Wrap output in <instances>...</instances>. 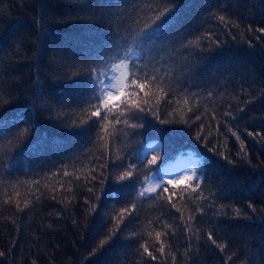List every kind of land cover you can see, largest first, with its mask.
<instances>
[{
    "label": "trees",
    "instance_id": "obj_1",
    "mask_svg": "<svg viewBox=\"0 0 264 264\" xmlns=\"http://www.w3.org/2000/svg\"><path fill=\"white\" fill-rule=\"evenodd\" d=\"M102 2L112 7H105L100 16ZM83 3L96 10L91 20V13L81 10L80 0L74 7L69 0H0V97L9 101L0 109V119L23 114L7 126L0 145L19 129L36 125L23 143L11 150L17 158L15 169L0 172V252L4 253L0 264H173V257L175 264H264V140L247 135L264 136V33L255 31L264 28V0H179L180 18L166 33L175 41L171 48L177 51L171 53L172 59L166 51L161 55L170 66L182 67L185 57L192 62L191 83L183 79L182 87L197 94V103L193 105L190 99L192 112L181 104L180 112L173 114L179 96L169 93L160 102L159 114L161 119L183 118L189 125L160 124L155 116L141 113L144 119L132 121L141 127L124 128L112 142L105 134L99 143L96 129L85 138L77 135L80 129L64 126L75 118L73 110L78 111L87 99L80 89L69 95L72 81L66 77L75 71L70 65L91 64L106 39L118 38L117 16L125 12L136 16L132 5H143L146 0ZM219 15L228 23L215 18ZM196 37H202L199 49L181 47ZM177 75L173 69V77ZM37 76L39 86L34 84ZM74 79L86 82L87 75ZM40 88L44 97L37 100ZM113 96L116 102L122 99L116 91ZM143 96L139 92V97ZM45 103L53 110L44 109ZM56 110L68 113L62 117L63 124L55 119ZM225 112L233 116H225ZM41 138L46 142L36 146ZM241 141L246 157L241 153ZM125 143L131 145L125 151L127 156L141 145L157 146L147 152L144 162L156 157L152 176L182 157L210 161L204 165L200 188L192 191L197 181L188 179L192 171L187 170L178 181H161L166 192L158 188L152 196L138 198L139 183L131 188L122 186L143 177L134 174L119 180L123 170L113 169L110 159ZM104 163H108L104 170L107 180L101 184L99 172ZM62 167L71 175L64 176ZM89 172L97 178L91 179ZM37 180L39 185L32 184ZM13 184L15 190L10 187ZM110 190L116 195L106 199L104 193ZM201 191L207 200L197 199ZM174 192L171 203L181 208L187 205L185 218L195 215L191 231L180 226L181 213L168 201ZM8 197L10 202L4 203ZM26 200L30 201L27 207ZM91 205L95 211H90ZM198 207L203 213L196 211ZM157 231L168 233L160 238L165 243L164 255L155 251L160 246ZM208 232L217 244L226 245L223 252L207 239ZM142 244L156 260L142 255Z\"/></svg>",
    "mask_w": 264,
    "mask_h": 264
},
{
    "label": "snow or ice",
    "instance_id": "obj_2",
    "mask_svg": "<svg viewBox=\"0 0 264 264\" xmlns=\"http://www.w3.org/2000/svg\"><path fill=\"white\" fill-rule=\"evenodd\" d=\"M77 0H69L70 6H76ZM81 10L91 13L89 19L91 20L94 16L97 15L96 10L88 3H83V0H80ZM111 8L112 6L104 5L100 9V16L105 14L104 8ZM134 11L137 13L136 16H129L126 12L123 15L116 17V34L110 40L106 39L105 42L101 45L100 50L97 51L96 55L92 58V63L88 65H75L72 64L70 67L74 68L75 71H72L67 75V79L71 80L72 83L68 86L69 95L76 94V90L80 89L82 92L87 93L86 101L82 102L83 106L77 111L73 110L72 115L75 117L69 123L65 124L66 127H72L80 129V132L77 135L88 138L90 137L93 129H96V142L99 143L104 140L105 134L108 136L109 142H112L115 136L118 133H122L124 128L136 129L142 125L132 123L133 120H142L145 117L141 116V113L151 114L155 116L156 120L160 124H172V123H184L189 125V121L181 118L180 120L172 119H161L159 114V106L162 99L167 97L169 93H172L173 96H179V99L175 100L177 107L173 108V114L180 112V105L187 106L186 110L188 112L193 111L192 106L189 105V100L193 101V105L197 103L195 97L196 93H188L187 89L182 87L183 79H189V73L191 72L192 62L185 57L182 61V67H177L175 64L168 65L166 63L165 56L161 55L162 52L169 53L168 59H172L171 53L177 51V49L171 48V44H174L175 41L169 39L166 36L170 27L174 25L181 15V7L179 0H146V3L143 5H132ZM112 16L115 15L111 12L107 13ZM78 19H83V17H77ZM216 19L221 22L228 23L227 18L223 15L215 16ZM127 25V27H125ZM121 29L123 31L121 32ZM43 31V29H41ZM258 33H264V28H257L255 30ZM259 38V37H257ZM39 39V38H38ZM202 37H196L195 40H189L187 43L181 45L182 48L187 50L189 47L195 46L200 48V41ZM221 42L216 41V44L219 46ZM203 50V49H200ZM143 60V63L140 61ZM165 61V63H161ZM67 65V61L64 62ZM163 69V71H162ZM173 69L179 73L176 77H173ZM82 74L87 75V81L82 82L81 80L74 79V77L81 76ZM189 82L191 83L190 79ZM39 77L37 76L34 84L39 86ZM124 89H128L127 92ZM145 89H148L145 91ZM116 91L120 94L122 99L119 102H116L113 96V92ZM139 92H143L144 96L139 97ZM63 94V92H61ZM208 95L211 96L212 93L209 91ZM44 97L43 88L39 89L36 99L41 100ZM138 97V98H136ZM173 103L172 100L168 101ZM9 101L0 97V109H2ZM32 107V106H27ZM48 111H52L51 106L45 103L42 106ZM57 115L56 120L64 123L62 117L68 115V113L56 110ZM243 111V109H240ZM22 113H17L11 120L7 118L0 119V137L3 136L4 131L7 129L9 124H15L18 120L22 119ZM225 116H233L231 112H225ZM95 118V119H93ZM201 117L196 116V119L199 120ZM215 118V116H213ZM235 117H233L234 119ZM25 123H29L25 121ZM116 125H123V128H117ZM36 126L34 123H31L29 127L19 129L11 138L4 141V145H0V172L10 173L14 170L17 164V158L11 155V150L18 148L21 143L32 133L33 127ZM112 129L109 131V129ZM203 130V125L201 126V131ZM164 132L170 131V129H162ZM231 131V129H229ZM210 134V133H209ZM127 135V133H124ZM233 136H236V139L239 140V136L235 132H232ZM248 136L259 138L264 140V136H260L259 133L253 134L252 132L247 133ZM200 133H197V139H200ZM206 139V137H205ZM46 142V138H41L37 141V145H43ZM6 145V146H5ZM35 147V146H33ZM129 143H125L122 149H116L115 154L110 157L112 161L113 169H122L123 173L118 176L119 180H125L126 178L133 177L136 174L138 177L142 176L143 179H138L132 181V183L123 185L124 188L134 187L136 183L141 185V190L136 194L138 198H146L152 196L155 192V188L143 187L149 180H154L155 178L151 175L153 173V168L151 167L155 164L156 157L154 156L152 160L147 161V152L149 150H155L157 146L155 145H141L139 149L132 151L131 156L125 155V151L130 148ZM241 153H244L246 157V152L244 150L243 141H241ZM239 154V153H238ZM224 159H228L224 157ZM118 161V163H117ZM231 162V161H229ZM210 163V161L205 160L204 158H197L194 160L192 176L188 179H195L197 181L195 187L192 188V191L195 192L200 188V183L202 182L204 175V165ZM108 168V163L100 165L99 176L101 178V184L107 180L105 171ZM64 176L71 175L69 172L61 168ZM52 175H56L53 173ZM91 176V172H89ZM79 179V177H76ZM97 177L91 176V179L95 180ZM41 182L39 180L33 181L32 184L39 185ZM171 183V181H169ZM10 187L15 190L16 185H10ZM191 187V186H190ZM156 188H162L163 191H167V188L160 183H156ZM70 191V189H68ZM88 191L93 193V189L89 188ZM19 195V192L16 193ZM5 195L7 196V189H5ZM116 193L111 190L104 193L106 199L112 198ZM163 198L162 193L159 194ZM176 193H172L168 197V201L171 204V207L174 208L177 212L181 213L180 220L183 222L182 226L185 231H191L193 224L192 221L195 220V215H189L187 218L184 217V209L187 208V205H184V208L177 207L176 204L171 203L172 196H175ZM184 193L183 190L180 193L181 199H183ZM38 199V198H37ZM55 199V196H53ZM95 199L100 200V196L95 194ZM197 199L207 200L206 196L201 194ZM11 197L5 199L4 203H9ZM30 201H25V207L28 206ZM211 206V205H210ZM223 206H221L222 208ZM249 207H252L249 204ZM18 210L20 208L19 202H17ZM90 211H95V205H91ZM123 211H128L124 209ZM197 212L203 213V208L198 207ZM239 215V210H235ZM131 215V212H129ZM166 228L171 229L172 226L165 224ZM199 231V229H197ZM114 234V233H113ZM167 235L168 233H161L160 231L155 232V237L160 246L155 249L161 255L165 254V243L160 239L161 235ZM172 234H175V229H172ZM151 236V233H149ZM109 236L107 239H110ZM107 239L101 241L100 246L102 247L104 243L107 242ZM207 239L211 241L213 245H216L221 252L224 251L225 244H217V241L213 238L211 232H208ZM143 248L142 255H146L152 260H156L157 257L153 255L152 251H149V248L146 244H142ZM95 251V250H94ZM4 253L0 252V256H3ZM187 255V253H185ZM235 253L232 256H228V260H232ZM173 264H175V257H173ZM227 264V261L225 262Z\"/></svg>",
    "mask_w": 264,
    "mask_h": 264
},
{
    "label": "rangeland",
    "instance_id": "obj_3",
    "mask_svg": "<svg viewBox=\"0 0 264 264\" xmlns=\"http://www.w3.org/2000/svg\"><path fill=\"white\" fill-rule=\"evenodd\" d=\"M192 161V162H191ZM194 164V159L190 160L187 157L179 158L176 162L171 163L165 166L161 173L158 175H153L155 178L154 180H149L147 188H155L156 190V183L162 184L161 176L164 174L165 176L170 178L171 182L178 181L180 179V175L187 170H190L192 165Z\"/></svg>",
    "mask_w": 264,
    "mask_h": 264
}]
</instances>
